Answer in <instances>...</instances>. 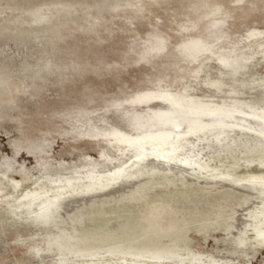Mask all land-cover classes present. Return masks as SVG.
I'll use <instances>...</instances> for the list:
<instances>
[{
  "label": "rangeland",
  "instance_id": "rangeland-1",
  "mask_svg": "<svg viewBox=\"0 0 264 264\" xmlns=\"http://www.w3.org/2000/svg\"><path fill=\"white\" fill-rule=\"evenodd\" d=\"M192 42L205 51L187 50ZM169 101L233 111L229 124L257 128L264 0H0V264H264V243L240 223L264 197L211 177L264 175L247 154L253 134L236 128L180 142L178 165L190 156L205 162L203 174L158 167L45 220L20 205L30 193L128 165L138 145L112 134L188 135L185 117L159 118ZM216 116L200 115L203 123ZM58 244L101 254L65 260Z\"/></svg>",
  "mask_w": 264,
  "mask_h": 264
},
{
  "label": "bare ground",
  "instance_id": "bare-ground-1",
  "mask_svg": "<svg viewBox=\"0 0 264 264\" xmlns=\"http://www.w3.org/2000/svg\"><path fill=\"white\" fill-rule=\"evenodd\" d=\"M201 48L202 46L200 43L192 42L187 46L186 49L195 53V51L197 52ZM201 50L202 52L205 51V49L204 51L203 49ZM169 103L173 109L167 112H161L159 115V118H161V121H164V122H175L176 123L178 116L181 119H184L185 117V121H188L190 123V129H189L188 135L182 134V133L173 135L172 132L162 131L159 134H145L139 137L129 138V137H121V136L118 137V135L112 134L113 137H115L114 140H116L118 143H132L133 142L134 144L138 145V148L140 150L137 153L136 157L132 161H130L128 165H125V167L117 169L114 173L109 174L108 176H97L94 178H89L85 184L81 183L80 181L75 180L72 182L62 184L56 190H41V191H36L33 193L29 192L30 194L27 195L29 200L20 205L23 207L35 206L36 210L29 213V214L32 213L33 220H45L47 218L46 217L47 214H49L54 208L59 207V206H64V205L68 206L70 203L74 202V201L71 202L74 198L77 199L78 197L90 196L94 194H99L101 192L111 193V191L114 192V190H117V189L120 190L123 185H129L128 183L132 181L135 177L139 176L140 174H143L144 172H152L156 170L158 167L169 170V172H172L173 170H176L177 172V170L179 169L182 172H188V173L192 172L193 173V172L198 171V173L203 174L204 172H207V166L204 165L205 162L204 164L203 162L201 164V161L194 160L189 156L181 160L179 165L177 163V158H178L177 153L182 149L180 142L182 143L185 140V138L188 136H196L200 133L208 134L210 132H213L217 134L216 137H219L221 135L226 137V135L229 132L228 130L231 131V130H234L235 128L238 129L240 132L248 131L249 133L253 134L251 138V143L253 147L251 146L252 148H250L247 151V154H251L250 156H253V154L256 155L255 156L256 159L259 161L261 165L264 166V108L263 107L262 109H259L260 113H257L255 111V115L260 123L257 125V128H254V127L246 126V124L245 125L234 124V123L229 124L231 122L230 119L233 118V115H237V114H233V111L220 110V109H209V108H195V107L183 108L178 102L169 101ZM203 112H209L211 115L216 114L217 116L213 118L214 120L212 122L203 123L200 117L201 113ZM174 118H176V120H174ZM228 120H230V122H228ZM249 142H250L249 140L242 142V146L245 148V150L247 149V145L249 144ZM145 144H150V145L152 144L155 147L151 155L144 154L143 145ZM253 151L255 153H253ZM240 156H241V153H240ZM239 164H242V163H239ZM211 177L219 181L229 182L235 185L236 186L235 188L238 187L244 190V192L249 193L250 195L254 194V195H259L261 197H264V175L263 174H259L256 176H249L244 179H236V180H233L232 178H230L228 174L219 175V176L211 175ZM244 210H246L247 213L244 214L243 217H241V219L239 218L241 220L240 223H241L242 228L243 229L251 228L254 231V234L256 238L259 240V242L264 243V200L262 199L258 202H253L250 206H248ZM66 239L67 241L73 240V238L69 234L67 235ZM56 247L58 251L60 252V254L62 255V257H65V260H67L66 257L68 256L95 257L98 254H101L100 250L98 249L96 250L94 249L92 251H85V250H80L77 248L70 249L65 244L63 245L58 244ZM108 252L109 253L120 252V249L111 248L108 250ZM128 252L132 256H139V255L147 256V257H150L151 259H157V260L162 258V256H160L161 253L159 251L128 250ZM34 253H35L34 249L33 251L32 250L30 251V254H34ZM42 256L43 255H41V257ZM46 257L45 259H47Z\"/></svg>",
  "mask_w": 264,
  "mask_h": 264
}]
</instances>
